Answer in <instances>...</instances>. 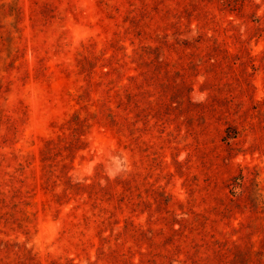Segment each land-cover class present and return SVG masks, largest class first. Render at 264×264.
Instances as JSON below:
<instances>
[{"label":"rangeland","instance_id":"obj_1","mask_svg":"<svg viewBox=\"0 0 264 264\" xmlns=\"http://www.w3.org/2000/svg\"><path fill=\"white\" fill-rule=\"evenodd\" d=\"M0 264H264V0H0Z\"/></svg>","mask_w":264,"mask_h":264},{"label":"trees","instance_id":"obj_2","mask_svg":"<svg viewBox=\"0 0 264 264\" xmlns=\"http://www.w3.org/2000/svg\"><path fill=\"white\" fill-rule=\"evenodd\" d=\"M9 48H10V51H11V53L13 55H14V52L15 51H19L13 45L10 46ZM161 49H162V46L147 45V46H144L143 47V51L139 55H140V57H147L148 55L150 56L151 54L160 53ZM87 60H90V59H87ZM143 63L144 62L142 61V64ZM114 69L117 70V68H114ZM146 72L147 71H145L144 73H146ZM129 78L131 80H133L134 84L137 87H140V88L143 87V83H139L137 76H130ZM126 92H127L126 95H127V98H128V102L124 101L123 98H120V100H119V107H122V106L125 105L128 108H131V107L137 108V109L141 108V105L139 104V102L136 99V96L133 94L132 90L130 91V89H127ZM104 106H107V105L105 104ZM108 109L111 110L109 107H108ZM103 111L105 112V110H103ZM108 116L110 117V121H111V123H112L113 126H118L119 125L121 128H123L122 127V124H120L121 122L119 121L117 115H115L113 112H109L108 113ZM70 123H71L70 129H80V128H84L86 126V120H83L80 115H76L73 118V120L70 121ZM48 142H49V144L51 143V141H48ZM49 150H51V148H49ZM59 196L66 197L67 196V193L65 192V193H63V195H59ZM24 254H25V258L27 260L33 261V258L31 257V254L29 252H26L25 251ZM27 256H28V258H27Z\"/></svg>","mask_w":264,"mask_h":264}]
</instances>
